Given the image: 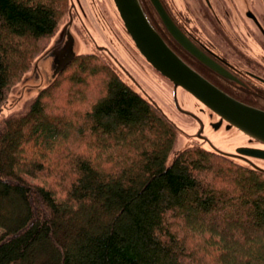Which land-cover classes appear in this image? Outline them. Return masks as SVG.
<instances>
[{"label": "trees", "instance_id": "16d2710c", "mask_svg": "<svg viewBox=\"0 0 264 264\" xmlns=\"http://www.w3.org/2000/svg\"><path fill=\"white\" fill-rule=\"evenodd\" d=\"M67 7L0 0V111ZM74 102L71 127L53 111ZM31 136L24 162L13 145ZM178 136L100 56H77L0 119V264H197L187 246L205 235L215 264H264V174L200 147L171 156Z\"/></svg>", "mask_w": 264, "mask_h": 264}, {"label": "flooded vegetation", "instance_id": "af4514ba", "mask_svg": "<svg viewBox=\"0 0 264 264\" xmlns=\"http://www.w3.org/2000/svg\"><path fill=\"white\" fill-rule=\"evenodd\" d=\"M68 1L72 31L82 44L147 94L112 51L119 42L118 14L112 0ZM140 2L154 28L180 58L231 98L264 111V0H155L158 10L152 0ZM178 90L184 93L176 88L170 101L192 131L182 128L183 135L221 149L214 140L225 124L216 128L218 118L193 99L180 102ZM162 105L172 110L169 102ZM245 146L262 148L259 143Z\"/></svg>", "mask_w": 264, "mask_h": 264}, {"label": "water", "instance_id": "95a60500", "mask_svg": "<svg viewBox=\"0 0 264 264\" xmlns=\"http://www.w3.org/2000/svg\"><path fill=\"white\" fill-rule=\"evenodd\" d=\"M152 1L157 8L155 0ZM112 3L133 47L155 71L174 87H179L199 106L215 115L218 118L216 128L224 123L223 129H236L242 133L246 137V144L259 143L262 146L254 148L242 144L233 152H226L209 142L207 148L264 174V111L231 98L180 58L156 31L140 0H112ZM72 21L69 10L50 44L36 57L29 72L15 86L18 87L17 91L9 96L10 100L40 93L76 56L87 52L81 51V47L89 49V46L83 45L73 33ZM167 119L171 120L169 117ZM188 144L192 145L194 142Z\"/></svg>", "mask_w": 264, "mask_h": 264}, {"label": "rangeland", "instance_id": "374dc122", "mask_svg": "<svg viewBox=\"0 0 264 264\" xmlns=\"http://www.w3.org/2000/svg\"><path fill=\"white\" fill-rule=\"evenodd\" d=\"M119 30H120V39H119V43L118 45H115L112 49L113 53L115 56H117L121 62L124 64V66L128 69V71H130V73H132L136 79L139 81V83L144 87V89L155 99H159L161 100V102L164 104L165 102H169L170 101V93H171V88L170 85L167 81H165L164 79H161L157 74L154 73L153 69H151L146 62L140 57V55L137 53V51L135 50L134 47H132L127 35L124 33H122V29H121V22H119ZM122 33V34H121ZM86 49H83V47H81V51H88ZM123 80L128 83L127 79L125 76H122ZM21 81V80H20ZM130 86L131 84L128 83ZM18 87H15L12 89L10 97L12 95L15 94V92L17 91ZM137 88H135L136 90ZM60 93V92H59ZM177 96L180 102L182 101H186V98L184 95L185 94L183 92H181L180 90H178L177 92ZM58 95L56 96L55 100L58 102ZM33 96H35V94H28V95H24L21 99H13L9 100L6 103L4 109H2L0 111V119L10 116L12 114H16L20 111L23 110L24 105L26 103V101L30 98H32ZM151 97V98H152ZM189 103V102H188ZM63 105H66V102L63 101ZM167 109L170 110L169 106H167ZM189 109H191L190 105L188 104ZM56 108V107H55ZM61 111H57L60 110ZM56 108V111H53V113H57V114H61L60 112L66 114V119L65 121L70 124L71 127H75L77 125H80V120L72 117L70 115V109H78L77 107V103L74 102L72 108ZM174 117V116H173ZM59 124V121H57ZM177 122L179 124H181V126H185L183 123V121L181 120H177ZM185 129H189V128H185ZM190 131V130H189ZM70 135L73 136V138H76L74 133H71ZM38 137L36 136H31L29 139H23L21 141L20 144L17 145H13V147H15L16 149H19L20 152H22V158L24 162H31L35 159H37V154H36V149L39 147L38 144ZM217 139L214 140V142L216 143V145L218 147L221 148V150L226 151V152H233L235 148L241 146L242 144H246L245 140L246 137L240 133L239 131H237L236 129H221V136H216L215 137ZM186 144V139L185 138H180L176 147H175V152L176 153L179 149H181L183 147V145ZM173 153V154H174ZM35 181H41L39 179H36ZM45 181H47L48 183H50V181L48 179H45ZM171 220L168 218L167 222H170ZM260 230V228H258ZM188 229L185 226H182V231L186 233ZM2 229L0 228V233H1ZM170 231L173 233L174 229L170 228ZM178 235V234H177ZM181 235H178V238H180ZM207 235L201 237L200 239H196L193 242V245H191V247L187 246V251L188 249H193L196 248L199 251V257L203 258V263H197V264H215L214 262V256H216L215 252H206V250L203 248L202 246V242L204 240L207 239ZM235 242L238 241V237L236 236H232L231 237ZM240 243V242H239ZM196 250V251H197ZM219 264V263H216Z\"/></svg>", "mask_w": 264, "mask_h": 264}]
</instances>
